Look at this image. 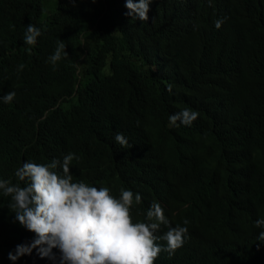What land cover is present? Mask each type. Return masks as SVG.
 Listing matches in <instances>:
<instances>
[{
  "label": "trees",
  "instance_id": "obj_1",
  "mask_svg": "<svg viewBox=\"0 0 264 264\" xmlns=\"http://www.w3.org/2000/svg\"><path fill=\"white\" fill-rule=\"evenodd\" d=\"M124 5L0 0V95L16 93L0 103V178L72 152L73 180L141 194L134 220L153 201L173 226L187 220L183 246L155 264H264V0H152V26ZM29 23L42 30L31 48ZM58 38L68 55L53 69ZM181 108L199 113L191 126L170 124ZM9 203L0 195V264L33 235L11 223Z\"/></svg>",
  "mask_w": 264,
  "mask_h": 264
},
{
  "label": "clouds",
  "instance_id": "obj_2",
  "mask_svg": "<svg viewBox=\"0 0 264 264\" xmlns=\"http://www.w3.org/2000/svg\"><path fill=\"white\" fill-rule=\"evenodd\" d=\"M151 2L125 0V14L152 26L160 10L150 16ZM222 23L217 19L214 26L219 29ZM41 35V28L29 23L22 38L24 45L34 47ZM65 49L64 41L58 38L53 53L47 57L53 69L68 55ZM23 67L18 65V71ZM15 96V91L4 92L0 103H11ZM198 115L195 110L181 108L168 119L173 126H191ZM114 140L122 147L128 144L121 132L115 134ZM74 159L79 157L69 152L49 163L25 160L14 171L18 182L0 178V195L10 197L11 223L33 234L7 252L9 261L16 264L23 258L22 264H155L162 251L171 256L183 246L187 220L173 226L156 201L150 204L143 220H134L131 209L141 203V194L121 187L115 196L109 187L73 180L70 164ZM162 226L167 231L158 236ZM254 226L260 229L256 240L264 243V217L257 218ZM160 240L166 243H158Z\"/></svg>",
  "mask_w": 264,
  "mask_h": 264
},
{
  "label": "bare ground",
  "instance_id": "obj_3",
  "mask_svg": "<svg viewBox=\"0 0 264 264\" xmlns=\"http://www.w3.org/2000/svg\"><path fill=\"white\" fill-rule=\"evenodd\" d=\"M74 27H75V25H74ZM40 56H41V55H40ZM44 63H45V62H44ZM96 63H97V62H96ZM100 63H101V62H100ZM42 69H43V68H42ZM46 71H47V70H46ZM4 72H5V71H4ZM6 72H7V71H6ZM42 72H43V71H42ZM49 72H50V71H49ZM9 73H11V72L9 71ZM14 73H15V72H14ZM14 73H13V74H14ZM16 74H17V73H16ZM16 74H15V75H16ZM29 74H31V73H29ZM42 74H43V73H42ZM44 74H45V73H44ZM23 75H24V74H23ZM55 75H56V74H55ZM17 76H18V75H17ZM21 76H22V75H21ZM59 76H60V75H59ZM30 77H31V76H30ZM30 77H29V78H30ZM38 77H39V76H38ZM12 78H13V77H12ZM19 78H20V77H19ZM19 78H18V79H19ZM40 78H41V77H40ZM40 78H39V79H40ZM44 78H45V77H44ZM65 78H66V77H65ZM14 79H15V78H14ZM14 79H13V80H14ZM5 80H6V79H5ZM21 80H22V79H21ZM42 80H43V79H42ZM42 80H41V81H42ZM54 80H55V79H54ZM18 81H19V80H18ZM27 81H28V80H27ZM46 81H47V80H46ZM58 81H59V80H58ZM14 82H15V81H14ZM22 82H23V81H22ZM33 83H34V82H33ZM37 83H38V82H37ZM43 84H44V83H43ZM60 84H62V82H61ZM66 85H67V84H66ZM37 86H38V85H37ZM51 86H52V85H51ZM27 87H28V86H27ZM27 87H26V88H27ZM34 87H36V86H34ZM34 87H32V88H34ZM52 87H53V86H52ZM68 87H69V86H68ZM30 88H31V87H30ZM37 88H39V87H37ZM40 89H41V88H40ZM34 90H35V89H34ZM36 90H38V89H36ZM51 91H52V90H51ZM24 92H25V91H24ZM24 92H23V93H24ZM26 92H27V91H26ZM37 92H38V91H37ZM49 92H50V91H49ZM23 93H22V94H23ZM34 93H35V92H34ZM63 93H64V92H63ZM28 94H29V93H28ZM28 94H27V95H28ZM49 94H51V93H49ZM54 94H55V93H54ZM57 94H58V93H57ZM29 95H30V94H29ZM33 95H34V94H33ZM41 95H42V94H41ZM24 96H25V95H24ZM38 96H39V95H38ZM48 96H49V95H48ZM51 96H53V95L51 94ZM34 98H36V97H34ZM41 98H42V97H41ZM134 100H135V99H134ZM43 104L45 105V103H43ZM135 104H136V102H135ZM46 107H47V106H46ZM86 107H87V106H86ZM88 109H89V108H88ZM84 112H85V111H84ZM11 114H12V113H11ZM9 116H10V115H9ZM71 116H72V115H71ZM86 116H87V115H86ZM59 117H60V116H59ZM75 117H76V119H77V115H76ZM82 117H83V116H82ZM74 119H75V118H74ZM74 119H73V120H74ZM78 119H79V118H78ZM48 120H49V119H48ZM60 120H61V119H60ZM64 122H65V121H64ZM68 122H69V121H68ZM75 122H77V121H75ZM83 122H84V121H83ZM70 123H71V122H70ZM70 123H69V124H70ZM79 123H80V122H79ZM14 125H15V124H14ZM77 125H78V124H77ZM83 125H85V124H83ZM17 126H18V125H17ZM25 127H26V126H25ZM73 127H74V126H73ZM80 127H81V126H80ZM89 128H90V127H89ZM71 129H72V128H71ZM25 130H26V129H25ZM74 130H75V129H74ZM82 130H83V129H82ZM86 130H87V129H86ZM84 132H85V131H84ZM70 133H71V132H70ZM27 134H29V132H28ZM81 134H82V133H81ZM29 135H30V134H29ZM69 135L71 136V134H69ZM73 136H74V135H73ZM23 139H24V138H23ZM5 146H6V145H5ZM19 147H20V146H19ZM8 148L10 149V147H8ZM100 149H101V148H100ZM99 152H100V151H99ZM105 154H106V153H105ZM100 155H101V154H100ZM98 156H99V155H98ZM104 158H105V157H104ZM115 158H116V157H115ZM102 159H103V158H102ZM128 166H129V165H128ZM131 169H132V168H131ZM173 169H174V168H173ZM126 170H127V168H126ZM128 177H130V176H128ZM130 179H131V178H130ZM129 182H130V181H129ZM134 182H135V181H134ZM123 184H124V183H123ZM123 184H122V185H123ZM120 185H121V184H120ZM120 185H119V186H120ZM124 185H125V184H124ZM124 185H123V186H124ZM128 185H129V184H128ZM132 185H133V184H132ZM127 189H128V188H127ZM119 190H120V189H119ZM172 199H173V198H172ZM175 203H176V202H175ZM172 207H173V206H172ZM183 207H184V206H183ZM183 207H182V208H183ZM134 208H135V207H134ZM180 209H181V208H180ZM184 212H185V210H184ZM191 215H192V214H191ZM1 216H2V215H1ZM4 217H5V216H4ZM173 224H174V223H173ZM5 225H6V224H5ZM198 229H199V228H198ZM4 234H5V233H4ZM7 235H8V234H7ZM1 240H2V239H1ZM1 240H0V241H1ZM15 240H16V239H15ZM4 247H5V246H4ZM248 248H249V247H248ZM4 255H5V254H4ZM6 260H7V259H6Z\"/></svg>",
  "mask_w": 264,
  "mask_h": 264
}]
</instances>
